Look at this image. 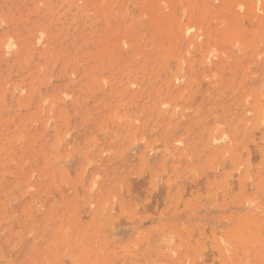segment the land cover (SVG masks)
I'll use <instances>...</instances> for the list:
<instances>
[{
	"label": "rangeland",
	"instance_id": "374dc122",
	"mask_svg": "<svg viewBox=\"0 0 264 264\" xmlns=\"http://www.w3.org/2000/svg\"><path fill=\"white\" fill-rule=\"evenodd\" d=\"M0 264H264V0H0Z\"/></svg>",
	"mask_w": 264,
	"mask_h": 264
}]
</instances>
